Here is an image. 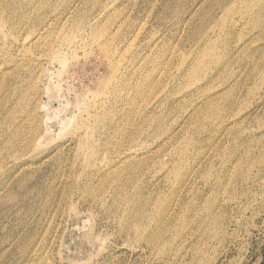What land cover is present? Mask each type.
Segmentation results:
<instances>
[{
    "label": "rangeland",
    "instance_id": "374dc122",
    "mask_svg": "<svg viewBox=\"0 0 264 264\" xmlns=\"http://www.w3.org/2000/svg\"><path fill=\"white\" fill-rule=\"evenodd\" d=\"M254 1L0 0V264H264Z\"/></svg>",
    "mask_w": 264,
    "mask_h": 264
},
{
    "label": "bare ground",
    "instance_id": "6f19581e",
    "mask_svg": "<svg viewBox=\"0 0 264 264\" xmlns=\"http://www.w3.org/2000/svg\"><path fill=\"white\" fill-rule=\"evenodd\" d=\"M220 1H221V0H220ZM253 1H254V0H253ZM228 2H229V1H228ZM228 2H226V3H228ZM244 2H245V1H244ZM251 2H252V1H251ZM251 2H250V5H251ZM254 2H255V1H254ZM256 2H257V1H256ZM256 2H255V3H256ZM232 3H233V2H232ZM248 3H249V2H248ZM235 4H236V1H235ZM257 4H258V3H257ZM230 5H231V4H230ZM252 5H253V4H252ZM253 7H254V6H253ZM0 9H1V8H0ZM72 12H73V11H72ZM4 15H5V14H4ZM12 15H13V14H12ZM68 15H69V14H68ZM2 16H3V15H2ZM13 16H14V15H13ZM15 16H16V15H15ZM3 17H4V16H3ZM8 17H9V15H8ZM16 17H17V16H16ZM18 17H19V16H18ZM22 17H23V16H22ZM67 17H68V16H67ZM205 17H206V16H205ZM9 18H11V17H9ZM12 18H13V17H12ZM19 18H20V17H19ZM4 19H5V18H4ZM4 19H3V20H4ZM7 20H8V18H7ZM13 20H14V19H13ZM13 20H12V21H13ZM17 20H20V19H17ZM22 20H23V19H22ZM208 20H209V19H208ZM208 20H207V21H208ZM14 21H15V20H14ZM14 21H13V22H14ZM20 21H21V20H20ZM66 21H67V19H66ZM77 21H78V20H77ZM22 22H23V21H22ZM80 22H81V21H80ZM7 23H8V22H7ZM14 23H15V22H14ZM236 23H237V22H236ZM19 24H20V23H19ZM49 24H50V23H49ZM231 24H232V23H231ZM13 25H14V24H13ZM22 25H23V24H21V26H22ZM76 25H77V24H76ZM19 26H20V25H19ZM201 26H202V25H201ZM216 26H217V25H216ZM219 26H220V25H219ZM33 27H34V26H33ZM33 27H32V28H33ZM35 27H36V25H35ZM35 27H34V28H35ZM41 27H42V26H41ZM57 27H58V26H57ZM60 27H62V26H60ZM48 28H49V27H48ZM66 28H67V27H66ZM218 28H219V27H218ZM205 29H207V27H206ZM214 29H215V27H214ZM53 30H54V29H53ZM62 30H63V29H62ZM65 30H66V29H65ZM210 30H211V29H210ZM216 30H218V29H216ZM31 31H32V30H31ZM55 31H56V30H55ZM44 32H45V31H44ZM59 32H60V31H58V34H59ZM93 32H94V31H93ZM208 32H209V31H208ZM49 33H50V32H49ZM63 33H64V32H63ZM96 34H97V33H96ZM36 35H37V34H36ZM41 35H42V34H41ZM84 35H85V34H84ZM91 35H92V33H91ZM94 35H95V34H94ZM137 35H138V34H137ZM137 35H136V36H137ZM100 36H101V37H100ZM100 36H99V40H103V39H102V34H101ZM136 36H134V39H135ZM110 37H111V36H110ZM218 37H219V36H218ZM41 38H42V37H41ZM41 38H39V39H41ZM57 38H58V35H57ZM59 38H60V36H59ZM65 38H67V40L65 39V42L69 40L68 36L65 37ZM90 38L92 39V37H90ZM95 38H96V37H94V39H95ZM36 39H37V38H36ZM36 39H35V40H36ZM110 39H111V38H110ZM70 40H71V39H70ZM72 40H73V38H72ZM72 40H71V41H72ZM97 40H98V39H97ZM99 40L97 41V43L99 42ZM108 40H109V39H108ZM111 40H112V39H111ZM111 40H110V43L107 42L108 45L111 44ZM89 41H90V40H89ZM133 41H134V40H133ZM35 42H37V41H35ZM94 42H95V41H94ZM33 43H34V42H33ZM131 43H132V42H131ZM103 44H104V43H103ZM132 44H133V43H132ZM132 44H131V45H132ZM31 45H32V44H31ZM104 45H105V44H104ZM131 45H130V46H131ZM99 46H100V44H99ZM101 46H102V45H101ZM105 46H106V45H105ZM105 46H103V47H105ZM109 47H110V46H109ZM114 47H115V46H114ZM125 49H126V48H125ZM105 50L108 51L107 47H105ZM111 51H112V50H111ZM111 51H110V52H111ZM130 51H131V50H130ZM105 53H106V52H105ZM130 53H131V52H130ZM128 54H129V51H128ZM121 56H123V55H120V57H121ZM124 56H125V55H124ZM124 56H123V57H124ZM221 58H222V56H221ZM221 58H220V59H221ZM119 59H121V58H119ZM123 59H124V58H123ZM116 61H117V60H116ZM117 62H118V61H117ZM117 62H116V63H117ZM119 62H120V61H119ZM114 64H115V63H114ZM116 65H117V64H116ZM119 65H120V64H119ZM120 67H121V65H120ZM112 68L115 70V69H118L119 67H116V66L113 65ZM113 69H112V70H113ZM118 70H119V69H118ZM118 70H117V73H118ZM113 72H114V71H113ZM117 73H116V74H117ZM113 75H115V73H113ZM106 86H107V85H106ZM106 88H108V87H106ZM116 93H117V92H116ZM101 105H102V104H101ZM91 106H92V104H91ZM93 106H94V105H93ZM97 106H99V105H97ZM103 108H104V107H103ZM88 109H89L90 111L92 110V109L89 108V106H88ZM96 109H97V108H96ZM101 109H102V108H101ZM89 110H88V111H89ZM85 111H87V109H85ZM88 111H87V112H88ZM87 112H86V113H87ZM98 112H99V111H98ZM87 114H88V113H87ZM87 117H88V116H87ZM100 121H101V120H100ZM87 124H88V123H87ZM91 153H92V151H91ZM128 157H129V155H128ZM131 157H132V156H131Z\"/></svg>",
    "mask_w": 264,
    "mask_h": 264
}]
</instances>
